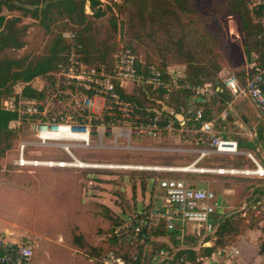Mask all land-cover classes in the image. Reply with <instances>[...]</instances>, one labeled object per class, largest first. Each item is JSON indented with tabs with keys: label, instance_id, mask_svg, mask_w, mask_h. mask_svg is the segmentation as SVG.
Segmentation results:
<instances>
[{
	"label": "rangeland",
	"instance_id": "obj_1",
	"mask_svg": "<svg viewBox=\"0 0 264 264\" xmlns=\"http://www.w3.org/2000/svg\"><path fill=\"white\" fill-rule=\"evenodd\" d=\"M190 4L192 11L180 13L178 9L174 17L166 12L160 27L156 28L148 21L142 29L138 27L141 24L138 13L126 0L102 2L101 6L106 12L104 16L98 18L89 15L91 10L86 6L85 12L89 15L90 28L87 32L81 33L80 40L87 50L89 59L94 60L101 56L111 57L123 44H133L141 62L167 63L174 77L178 74L176 66L184 63L186 55L175 48L172 40L179 38L180 28L188 30L193 26L198 29V34H191L192 42L195 43L201 34L210 45V51L197 49L199 58L203 59L202 62L210 61L206 62L208 70L212 71V66L217 65L221 79L225 74L231 73L242 83L248 60L243 50V33L239 31L237 18L231 13L224 12L227 0H191ZM2 12L7 17L21 16L19 11L11 12L3 8ZM20 18V24L25 25V45L20 49L6 50L13 58L46 55L55 35L66 29H63V23L58 21L51 27V31L47 32L34 17L25 15ZM66 27L80 32L83 26ZM86 37L91 38L90 42L85 40ZM127 87L130 88V85L127 84ZM130 92L134 99L142 96L144 102L154 97L146 87L131 89L127 93ZM227 94L229 98L225 106L215 104V108L219 106L222 108L216 114L225 112V119L219 117L223 121L218 129H225V133L231 134V137L246 142L239 147L249 149L264 166V140L259 136L262 125L255 106L244 95L233 97ZM9 113L13 114L11 119L17 118L16 113ZM183 130L163 132L156 138L148 139L132 135L134 144L146 147L124 148L116 151V154H101L108 152L101 148H95V151L101 152L97 154L85 152L84 149H72L75 155L83 159L134 161L167 167L157 171L127 168L115 173H101L92 169L89 175L85 171L69 167L59 169L36 165L18 169L10 162L17 144V138L11 136L10 146L3 151L0 150V224H9L11 231L21 234L20 236L12 234L10 236L12 239L33 244L34 253L30 264H103L102 256L107 250L126 252L135 250L142 244L143 241L137 238L134 229L128 225L137 210L149 215L150 224L158 222L156 219L164 202V192L157 186V177L166 175L209 186L216 193L222 217L231 215L235 230L229 229L222 235L214 234L205 241L209 242L208 245H216L213 250H219L223 243L235 242L238 234L252 231L255 235L256 227L263 229L256 237L258 245L262 246L264 211L259 207L262 197L252 205L251 199L247 201L243 199L248 194L250 198L262 193L254 192L252 195L257 183L264 184V177L257 174L240 177V174L231 175L230 172L217 173L193 168L243 164L254 167L253 160L242 154L232 156L224 153H207L200 156L198 149L208 145L196 143L194 135ZM6 142L7 139L1 140L0 144L5 145ZM42 149L40 147V150ZM52 154L51 157H66L60 149ZM194 160L196 162L191 164ZM60 170L69 171L71 174L57 173V183H54V174L50 172ZM65 178L72 183L70 188L62 182L59 183L60 179ZM99 181L101 184H98ZM230 193L231 198L228 197ZM117 222H121L120 225L123 227H119L118 233L115 234ZM196 224L186 223V228L190 230ZM177 229L176 237L168 234L158 236L150 234L146 249L186 248L193 245L199 253L202 248L208 246L204 245L205 242L202 243L201 238L192 239L186 230L179 227ZM28 232L31 234L27 235ZM239 250L241 257L246 255L247 258H251L249 255H252L254 250L261 251V247Z\"/></svg>",
	"mask_w": 264,
	"mask_h": 264
},
{
	"label": "built area",
	"instance_id": "obj_2",
	"mask_svg": "<svg viewBox=\"0 0 264 264\" xmlns=\"http://www.w3.org/2000/svg\"><path fill=\"white\" fill-rule=\"evenodd\" d=\"M246 1L249 8L258 14L264 39V0ZM62 34L67 38L69 48L66 56L56 63L55 68L26 82H17L1 100L5 111L17 114L16 119H11L6 124L7 129L17 135L16 152L10 162L18 169L36 165L50 168L69 167L88 171V174L92 169L116 172L127 168L155 171L165 168L166 166L161 164L134 161L83 159L75 155L72 149L79 148L97 154L101 152L95 151V148H101L108 151L101 154H115L116 150L124 148L146 147L134 144L132 135L141 139L156 138L163 132L175 130L174 120L160 110L152 113L148 108L137 107L124 94L139 87H146L151 91L162 88L168 93L172 89L188 88L189 85L177 82V75L173 77L169 70L166 72L152 64L144 67L134 49L126 45H122L108 63L88 62L80 52L81 45L74 42L75 34L69 31ZM254 56L252 52L242 83L231 73L225 74L221 82L231 96L244 95L255 106L264 132V64H257L253 60ZM27 87L30 91L25 93ZM190 88L195 95H215L210 83L194 84ZM202 115L199 108L193 114L198 120ZM176 117L178 119V116ZM219 117L225 119V112L213 115L210 120L200 124L199 131L205 134V142L208 145L198 149L200 156L207 153H242L253 160L255 166L222 165L193 168L199 171L240 175L256 173L264 177V166L256 157L248 150H241L236 138L222 133V130L215 126L214 122ZM179 121L182 122H179L180 125L185 122L183 118ZM195 142L199 144L197 138ZM40 147L44 150H40ZM59 149L66 157H51L52 153ZM195 162L196 160L191 164ZM157 180V186L164 192V202L159 208L158 216L163 218L167 228L179 227L188 233L199 235L212 231V218L219 207L212 188L194 181L188 182L181 177L164 175L157 177ZM259 204L264 211L263 197ZM149 218L148 215V223ZM189 222L197 224L188 230L186 223ZM135 229L138 230L139 227L136 226ZM181 249L184 248H137L126 252L107 250L102 256V263L237 264L240 256L239 248L231 244L223 245L219 250L212 249L209 253H205V248L191 256L185 251H180ZM32 253L34 250L31 242L13 240L4 232H0V264H30Z\"/></svg>",
	"mask_w": 264,
	"mask_h": 264
},
{
	"label": "trees",
	"instance_id": "obj_3",
	"mask_svg": "<svg viewBox=\"0 0 264 264\" xmlns=\"http://www.w3.org/2000/svg\"><path fill=\"white\" fill-rule=\"evenodd\" d=\"M106 0H0V141L8 140L5 145L0 144V150L3 151L10 146L9 139L12 137L17 138L16 133L8 130L6 124L13 117L12 113L5 111L1 106V100L3 96H6L12 86L17 82H26L31 80L36 75H42L46 72L53 70L56 63L62 60L69 48V42L65 36H63L64 31H69L75 34L74 42L81 45L80 52L84 55L83 59L88 62H101L108 63L111 57L101 56L97 57L96 60L89 59L87 55V50L80 40V35L82 32H87L90 28V21L88 20L89 15L93 17H102L105 15L106 10L102 8V2ZM130 3L131 8L138 13L140 23L138 25L139 29L144 28V26L149 21L152 26L155 25L156 28L163 24L162 18L165 13H169L171 17L176 15L178 9L180 13H186L192 11L190 8L191 0H126ZM90 8L91 13L88 15L85 12V7ZM3 8L7 11L17 12L19 11L21 16L29 15L34 17L39 25L47 32L51 31V27L55 25L58 21H61L64 31L57 33L53 41L51 42L48 52L42 57H23L13 58L6 53L9 49H20L24 47V35H25V25L21 23V16H10L4 15ZM227 14L235 15L238 21L239 31L243 33L244 45L243 50L248 61L251 57L252 52L254 53L255 62L259 65L264 64V39L262 35V28L259 26L258 14L256 11L249 8L246 0H227V6L224 9ZM149 24V25H151ZM67 25H81V31L78 32L74 29L66 27ZM182 27V26H180ZM169 32L170 29H167ZM178 31L176 30V33ZM191 34H198V29L193 26L188 28V30H179V38L172 40L173 45L179 51L185 53V61L182 65L178 64L176 66L177 82L189 85L188 88L172 89L170 92H166L162 88H157L151 91L154 95L153 99L144 102L142 96L139 99H134L133 95L130 93H125L126 98L130 99L134 104L142 109H150L151 112L160 110L168 116H171L174 120L173 124L175 130H186V132H191L194 138L198 139L200 145H205V134L199 131L200 124L202 121H207L212 118V116H217L221 111V107L215 108V104L220 103L221 106H225L229 98V93L222 85L221 78L219 76V69L217 65H213V69L208 70L207 63L210 61L200 59L198 55V50L200 48L206 52L210 51L207 39L203 35H199L195 43L192 42L190 38ZM188 38V41H186ZM85 40L90 42L91 38L86 37ZM189 43V44H188ZM130 46L134 49V52L138 55L136 48L133 44L126 43L123 44ZM196 47V49H195ZM198 49V50H197ZM207 62V63H206ZM154 65L162 70H168L167 63H151L143 62L144 67L148 65ZM141 67V65L139 66ZM246 77V71H245ZM204 83H210L214 88L215 95H195L191 92V85L198 84L202 85ZM30 88L27 87L24 92H29ZM231 94V93H229ZM199 108L203 115L201 119H195L193 114L195 110ZM176 116H182L185 122L180 126L179 121ZM223 120L219 118L216 119L215 126L219 128ZM174 130V131H175ZM222 133H225V129H221ZM259 136L264 140V132L262 126L260 127ZM239 141V140H238ZM244 141H239L241 146ZM249 145L251 143L247 142ZM253 163V162H252ZM254 164V163H253ZM144 185V184H143ZM254 192H262L264 194V184L257 183L254 186L252 195ZM253 195L248 198L251 199V205L255 203L263 194ZM264 198V197H263ZM220 209H216L213 215V229L211 232L202 233L201 235L196 233H190L188 236L192 239H197L198 237L202 239V243L207 241L212 235L220 234L222 235L224 231L229 229H234L235 226L232 224L231 215L223 216ZM148 214L138 211L131 217V221L128 225L134 229L137 238L141 239L143 242L138 248H146V242L150 234L161 235L168 234L176 237L178 230L169 229L164 224L163 218L158 217V222L156 224L148 223ZM142 221V222H141ZM121 222H117V228L114 229V233H118L119 227H123ZM138 226L139 229L136 230L135 227ZM156 230H153V229ZM264 242V241H263ZM218 243V242H217ZM226 243H223L225 245ZM215 244L205 246V253H209ZM196 247L191 245L181 249L180 251H185L188 256L197 254ZM261 252L264 253V243L261 246Z\"/></svg>",
	"mask_w": 264,
	"mask_h": 264
},
{
	"label": "crops",
	"instance_id": "obj_4",
	"mask_svg": "<svg viewBox=\"0 0 264 264\" xmlns=\"http://www.w3.org/2000/svg\"><path fill=\"white\" fill-rule=\"evenodd\" d=\"M169 70V69H168ZM237 139V138H236ZM241 150H244L243 148H241ZM116 151H118V150H116ZM248 151H250L249 149H248ZM251 152V151H250ZM252 153V152H251ZM116 154V153H115ZM242 153H238V154H235V155H241ZM231 155V154H230ZM242 155H245V154H242ZM233 156V155H232ZM246 156V155H245ZM253 157H255V156H253ZM256 159H257V157H256ZM257 161H259L258 159H257ZM260 162V161H259ZM261 163V162H260ZM262 164V163H261ZM231 166H238V165H231ZM243 166H247L246 164H243ZM255 166V165H254ZM249 167V166H248ZM60 169V168H59ZM96 171L97 172H101V173H103V172H106V173H115V172H107V171H101V169H96ZM95 171V172H96ZM60 172H64L65 174H67V175H70L71 174V172H69V171H64V170H60V171H58V172H50V173H52V174H54V176H53V178L55 179V181H54V183H57V179H56V174L57 173H60ZM86 173H87V175H89L88 174V171H85ZM231 174V173H230ZM254 174H256V173H254ZM254 174H249V175H241L240 177H244V176H254ZM232 175V174H231ZM60 182H62L65 186H69V188H70V186L72 185V183L67 179V178H65V180H63V179H60L59 180V183ZM90 182V181H89ZM92 182H90V184H91ZM100 183V181L98 182V184ZM101 184V183H100ZM228 188H231L230 186H228ZM95 189H97V188H95ZM231 193L230 194H228V197L229 198H231ZM248 196H249V194H248ZM248 196H246L244 199H243V201H247L248 200ZM228 200V199H227ZM230 201H231V199H229ZM256 229V231H255V235H253V232L252 231H250L249 233H247V234H238L237 235V240L235 241V242H233V243H226V244H231V246H235L236 248H256V247H261V246H259L258 245V243H257V239H256V237H257V234H259L258 232H261L262 233V230L260 229V228H258V227H256L255 228ZM0 232H4V234H7V236L10 238V239H12L10 236L12 235V234H15L16 236H20L21 234L20 233H18V232H14V231H11V227H10V225L9 224H4V223H2V224H0ZM29 234H31L30 232H28L27 233V235H29ZM13 240H16V239H14L13 238ZM209 244V243H208ZM207 244V245H208ZM225 244V245H226ZM260 244V243H259ZM240 254H241V252H240ZM239 254V255H240ZM242 255H240L239 256V260H238V262H237V264H264V253H262L260 250H254L253 251V253H252V255H249V256H252L251 258H247L246 257V255H243L244 257H241ZM246 257V258H245Z\"/></svg>",
	"mask_w": 264,
	"mask_h": 264
},
{
	"label": "water",
	"instance_id": "obj_5",
	"mask_svg": "<svg viewBox=\"0 0 264 264\" xmlns=\"http://www.w3.org/2000/svg\"><path fill=\"white\" fill-rule=\"evenodd\" d=\"M182 117L178 116V119L180 120ZM182 123V122H181ZM209 242H205L204 245H207ZM205 248H202L201 251H203Z\"/></svg>",
	"mask_w": 264,
	"mask_h": 264
},
{
	"label": "bare ground",
	"instance_id": "obj_6",
	"mask_svg": "<svg viewBox=\"0 0 264 264\" xmlns=\"http://www.w3.org/2000/svg\"><path fill=\"white\" fill-rule=\"evenodd\" d=\"M187 168V167H186ZM191 168V167H190ZM189 169V168H188Z\"/></svg>",
	"mask_w": 264,
	"mask_h": 264
}]
</instances>
